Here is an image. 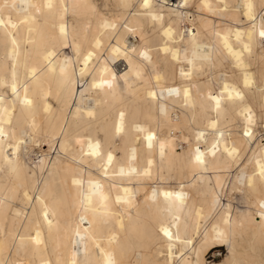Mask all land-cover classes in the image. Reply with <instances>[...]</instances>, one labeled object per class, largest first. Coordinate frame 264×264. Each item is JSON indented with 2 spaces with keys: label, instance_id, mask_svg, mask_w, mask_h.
I'll return each mask as SVG.
<instances>
[{
  "label": "bare ground",
  "instance_id": "6f19581e",
  "mask_svg": "<svg viewBox=\"0 0 264 264\" xmlns=\"http://www.w3.org/2000/svg\"><path fill=\"white\" fill-rule=\"evenodd\" d=\"M98 1L0 0V264H264V0Z\"/></svg>",
  "mask_w": 264,
  "mask_h": 264
},
{
  "label": "rangeland",
  "instance_id": "374dc122",
  "mask_svg": "<svg viewBox=\"0 0 264 264\" xmlns=\"http://www.w3.org/2000/svg\"><path fill=\"white\" fill-rule=\"evenodd\" d=\"M114 0H109V2L107 0H99L98 4L99 7L102 9L103 12L107 13L108 15H110L112 18L117 19L118 15L120 14L121 11H127L125 8H115L113 7V3ZM132 9L135 8L136 3L135 1H133L132 3ZM195 17L197 18V16L195 15ZM157 30V29H156ZM153 36H155L154 32L150 29L149 30V37L153 38ZM67 52H69V50H66ZM146 71L148 72V68H146ZM115 109V106H112L111 108V113L113 112L112 110ZM175 113H179V109L178 108H173L171 109V114L172 117H174ZM182 131L185 132V130L182 128ZM177 134V132H175ZM178 135V134H177ZM97 136L100 140L103 141L104 139V134L102 131H97ZM116 144H118V142L116 141ZM179 148V147H178ZM110 150H112V148H110ZM179 151H181V149H178ZM51 155L53 156V152L51 153ZM118 156L120 155V153L117 154ZM184 175V171L182 170H177V171H170L169 176L172 177H176L177 179H174L171 181V185L172 186H177V183L179 182V177L181 178V180H183L184 183L187 182V179ZM242 191V190H241ZM238 192H232V199H231V204L235 207H243L244 206V201L245 199H247V196H245L244 192L242 191ZM227 247L226 246H218L213 248L207 255H206V259L208 261H220L221 259H223L226 255H227Z\"/></svg>",
  "mask_w": 264,
  "mask_h": 264
},
{
  "label": "snow or ice",
  "instance_id": "6c2138e0",
  "mask_svg": "<svg viewBox=\"0 0 264 264\" xmlns=\"http://www.w3.org/2000/svg\"><path fill=\"white\" fill-rule=\"evenodd\" d=\"M145 2L147 3V0H145ZM260 34L261 36H264V32H261ZM262 207H264V205H262Z\"/></svg>",
  "mask_w": 264,
  "mask_h": 264
}]
</instances>
